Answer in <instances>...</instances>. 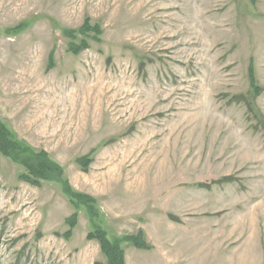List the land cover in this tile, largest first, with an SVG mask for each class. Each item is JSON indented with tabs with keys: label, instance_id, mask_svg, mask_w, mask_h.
<instances>
[{
	"label": "rangeland",
	"instance_id": "rangeland-1",
	"mask_svg": "<svg viewBox=\"0 0 264 264\" xmlns=\"http://www.w3.org/2000/svg\"><path fill=\"white\" fill-rule=\"evenodd\" d=\"M0 118L94 207L0 153V264H264V0H0Z\"/></svg>",
	"mask_w": 264,
	"mask_h": 264
},
{
	"label": "trees",
	"instance_id": "trees-1",
	"mask_svg": "<svg viewBox=\"0 0 264 264\" xmlns=\"http://www.w3.org/2000/svg\"><path fill=\"white\" fill-rule=\"evenodd\" d=\"M22 26H17V29H21ZM91 30L96 33L99 32L97 27L91 28ZM85 47L86 45L84 44H72L69 49L73 53H77ZM248 75L251 90L254 94H258L261 88L253 80L251 66L248 67ZM0 153L23 167V171L19 176L22 180L35 186L41 185L42 181H58L61 183L63 193L68 197L70 204L74 208H77L81 204L87 206L89 210L94 211L93 199L87 194L73 191L69 187L67 181H65L66 178L63 175L62 167L51 160L44 150L35 151L26 141L18 138L1 118ZM86 160V156L77 158L78 164L83 168L88 166L89 162ZM77 215L76 211H74L64 219V223L68 226L65 234L68 236L76 225ZM86 238L98 242L100 251L104 257L103 264H125L123 242L129 243L139 249H148L150 247L142 229H138L134 233L110 238L104 228L95 227L86 234Z\"/></svg>",
	"mask_w": 264,
	"mask_h": 264
},
{
	"label": "crops",
	"instance_id": "crops-1",
	"mask_svg": "<svg viewBox=\"0 0 264 264\" xmlns=\"http://www.w3.org/2000/svg\"><path fill=\"white\" fill-rule=\"evenodd\" d=\"M125 264H126V262H125Z\"/></svg>",
	"mask_w": 264,
	"mask_h": 264
}]
</instances>
